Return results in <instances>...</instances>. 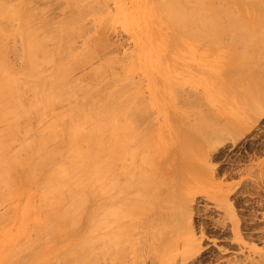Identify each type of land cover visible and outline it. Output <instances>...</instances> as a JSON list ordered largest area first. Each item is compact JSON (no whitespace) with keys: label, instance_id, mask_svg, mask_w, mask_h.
<instances>
[{"label":"bare ground","instance_id":"obj_1","mask_svg":"<svg viewBox=\"0 0 264 264\" xmlns=\"http://www.w3.org/2000/svg\"><path fill=\"white\" fill-rule=\"evenodd\" d=\"M33 1L35 2L37 0H0V123L3 122L6 125L4 128L0 129V201L12 202V211L13 213L15 211L18 216L17 228L15 231L5 229L4 227V229L0 232V264H111L110 262L113 259H111V261L108 260L109 257H111L110 254H116L117 262L123 264V262L121 263V260L124 261V259L127 258L124 257V255L126 256L125 250H129V248L133 249L134 247L133 244H131L133 247L129 246L130 241L126 239V237L129 236L127 238L131 239V243L134 242L132 240H135V238L133 239V237H130V229H132L133 226L135 227L137 223L136 221L135 223H132L131 221H134L135 219L137 220V218L134 217L137 214L142 215V213H144L146 215L147 210H153V206H156L154 202H157V197H159V193L153 191V187L151 188V191H153L151 192L152 194H149L150 188L147 190L148 186H150V175L146 176L145 174V171H147L148 174L150 172L149 169L146 170L147 163H149L148 167L151 165V169H155V171H153L154 169L152 170L156 175H153L154 178L160 177L158 180L157 178H153V186L156 187L158 184L155 183V180L160 182L161 178H163L160 175L161 165L163 167V164L157 161L154 153L153 158L152 156L146 155L151 153L149 151L152 149V144H149L151 139L148 140L151 137L150 134L149 138L148 136L145 138L144 135H146V133L148 135L150 130L146 129L149 131H146V133L141 135L145 128L141 131L139 122L140 117L143 116L145 111L143 108L145 109L147 106L145 107V101L140 99L139 94H141V92L137 95L138 90L135 92V90L131 88L134 81L131 79L132 76L130 72L138 69L140 64H148L146 67L147 70H150V67L151 69L154 68L155 65L156 68L159 69L158 71L168 68V64L171 61L170 59L174 57H170V59L169 57L167 58L166 52H176V55H178L181 49H183L185 39L205 40V45L204 43L203 45L206 46V48H211L210 51H212V49L223 48L228 52L227 55L229 56L226 57L227 59H230V57L234 58L236 55L235 53L237 52L235 42H237V40L247 38L243 28L246 29L247 25L244 27V23L246 24L249 21L248 16L251 12L247 9H243L242 13L239 12L240 9L236 11L234 7L232 8V5L239 3L240 0H138L139 9L132 14V17H137L141 22L143 21L150 27L159 26L157 24L161 23L162 25L166 24L172 29V35L169 37H162L158 32V34L156 33L157 36L154 34L150 39V46L144 47V45L141 44L142 49L144 47L145 50H143L145 52H150V55L147 54L148 56L146 55V59L143 58L142 62L139 60V65L135 62H132L131 64L129 63V74L123 77L119 75H117V77L115 76L117 78V82L120 79L126 78V84H124V82L121 85L119 84L120 86L118 85L114 88H110L112 86L111 84H109L110 87L108 85L104 86L105 84H101V81H103L105 79L104 77H106L105 73L107 72V67L111 63L109 62V59L105 62L106 58L101 65L98 67L95 66L96 68L93 70L92 75L89 71L91 76L94 75L96 77V79L93 77L95 80L91 77L90 80L93 79L94 81L92 80L89 82L90 84L82 81L85 76L80 77V79L82 78L81 80L73 79L71 76L75 67L85 61L88 62L87 60L89 59L91 60V57H93L96 50L95 48H92L94 46H91V43L89 44L88 40L86 43L87 45L82 51L75 52L78 48L73 51L71 49V40L73 36L81 34L80 31H83L80 28L82 24V16H86V12L88 11L92 13L94 5L90 4L91 6H87L89 5V3L87 5L85 4L87 0H68V4H70V2L74 3H71L70 5H75L78 8V12L77 14L68 16L67 19L63 21L61 20L62 22L56 29L49 23L51 20H48L49 22L46 23L44 22L41 26L37 24V17L40 15L39 12L43 13L44 9H37L38 5L36 7V5L32 3ZM252 1L253 0H251V2ZM98 2L100 3L101 1L96 0L97 4L94 7L95 11L97 9L96 7L98 6L99 9V5H101V3L99 4ZM103 2L106 4L107 0H103ZM244 2L245 1H243V3ZM260 3L261 2H259V4ZM259 4L257 3V6H259ZM101 6V9H104L105 5L103 4ZM105 9L107 8L105 7ZM99 12L101 11L99 10ZM99 12L97 11L93 14H99ZM119 12V18L123 16L124 23L128 24V21L132 17L128 15L121 6ZM107 15L109 17V14ZM127 15L128 17H126ZM259 17H257V19H259ZM263 18L264 13L261 19ZM104 20L106 19H103L102 21ZM120 21L122 22L123 20ZM108 23H110L109 20ZM260 23L263 24V22ZM11 38L17 39L22 46V52L20 53L22 60V63L20 64H22V66L21 68L19 66L20 70H18V67L17 69L15 68L16 71L13 69L15 64L13 65V61L10 62L8 58L10 55L7 56L10 54L8 52V40H11ZM229 40L231 41L230 43L232 44L233 49ZM99 46L100 45H98V47ZM188 46H190V44ZM256 47L258 48V46ZM246 48H250V45H247ZM253 48L255 49L254 51H257L254 45L251 46V49ZM211 54L214 55L215 53ZM183 56L184 55H182V58H184ZM217 57L219 58L218 55ZM226 58L224 57V59ZM114 61L116 62L115 59ZM51 63L55 64L53 70H50L51 65L49 66V64ZM229 67L226 68L227 72L228 70L230 72V69H228ZM231 69H233V67H231ZM234 69L238 70V67ZM48 70H50V72H48ZM242 70L247 73L248 69L244 70L242 67ZM243 71L241 73L244 74L245 72ZM238 74L240 75V73ZM243 74L241 75L243 76ZM86 75L89 74L87 73ZM234 75H236V73ZM220 78L218 80H220ZM231 79L233 80V78ZM153 80L155 81V79ZM163 80L164 79H162V81ZM251 80L254 82L253 79ZM251 80L249 81L251 82ZM106 81H108V79ZM224 81L226 83L229 82L227 80ZM164 83L167 88L170 86L169 82L165 80ZM229 83L232 85L231 82ZM174 84L172 85L173 88L170 90L181 87L175 86L177 87L175 88ZM224 85L225 84H223V88ZM227 85L229 86V84ZM152 86L155 88L153 84ZM160 91L157 92V97L162 94ZM171 92H173V90ZM158 93L161 94L158 95ZM136 95L139 97H136ZM229 96L230 95H228V97ZM141 98H144V96ZM151 100L153 103V99ZM62 102H66L68 104L61 106L62 108H66H64V111H60L62 108L59 110V106L56 107L58 103L61 104ZM191 105L192 104L190 103L188 106ZM188 106L186 107L188 108ZM57 108L59 115L56 114L58 116L53 118L55 121H48L46 127L42 131L33 132L34 134L30 139V135H32L29 132L31 131V127L28 126L33 125H29L25 122L36 118H39V121L41 119L43 121L46 116L45 113L47 114L51 112L52 109L57 110ZM187 108H185V110ZM53 115H55L54 111ZM199 115L201 116V114ZM200 116L198 118H200ZM39 121L37 119L36 122ZM143 121L144 120H142V122ZM203 123H201L202 127H205ZM143 125L144 123L141 124V126ZM33 128L36 127L34 126ZM208 128H210V126H208ZM189 129H194L193 125L192 128L190 125ZM189 129L186 130L189 131ZM197 129L199 130V127ZM216 129L219 133L212 131V128H210L211 131L208 130L209 132H207V129H204L205 132L202 129V131L200 130V132H198L196 131V128L195 131H193L194 134H197V132H203V136H201L202 138L207 132L214 138L213 140L217 141L221 135L215 136L220 134L219 127ZM191 131L192 130L189 132ZM211 132H213V135ZM27 133L30 134L28 135ZM26 134L28 135L29 140L26 139ZM206 134L205 137H208L209 135L207 136ZM154 135L155 134L152 136L156 139V135ZM200 135L201 134H198V136ZM143 136L145 138L144 141L142 139ZM187 138L188 137H186V139ZM200 138L194 139L195 143L193 144H191V141L193 142L192 139H190L191 141L187 140V142H184H186L190 147H195V145H197L195 148H197L198 151V149L200 150L198 145L201 144V146H204L207 144L203 141H199L202 140V138ZM208 138L211 139V141H209L206 146L209 144H212L213 146L216 142H214L212 138ZM186 139L184 138V140ZM18 141L20 143H17V145L21 144V146L19 145L20 148L18 147L19 149L15 151V148L12 149V145ZM145 141L148 142L147 144L149 146L145 144L144 147L146 149L149 148V153L143 152L145 151V148L143 149L142 144L146 143ZM134 142H137L138 144L135 145L137 149H134L135 146H132L134 145ZM188 142L193 146H191ZM155 143H157V141ZM179 144L180 147H184L181 146V144L188 146L187 144H183V142ZM189 146L187 147L188 149ZM216 146L217 145H214V147ZM179 149L180 148H178V150ZM182 149L188 150L185 147ZM156 150L158 151L157 148ZM201 151L202 149L198 152ZM177 152L182 153L180 150ZM200 155H202V153H200ZM144 163H146V166ZM181 163L182 161L178 164L181 166ZM118 164H123V167ZM140 164L141 166L143 165L142 169L140 168ZM117 166L120 176H123V173L126 171L123 176L124 180L120 179L122 176L119 178V175L117 174L118 172L115 170L117 169ZM174 166L173 167L175 169H173V172L171 171V178L169 176V178L166 177V174L164 175V177H166L165 181L168 182V180H170L169 182H173L175 177L176 180L178 177L180 178V173L182 171L180 173L175 172L176 170L178 171V169H176L178 166ZM182 167L179 169H182ZM119 168L123 169L122 173ZM137 170L139 171L136 172ZM175 173H177L176 176ZM136 177L142 181L141 185L143 186L146 184V180L149 181L147 185H145L147 186L146 189L140 186V180L138 181ZM162 180H164V178ZM146 191H149L148 195L150 197L147 196ZM122 194L124 195L123 198ZM179 196L175 197L178 199ZM23 197L26 198V202L23 205L17 204L16 199ZM180 201L181 200H179V202ZM146 204L148 206H146ZM157 204L159 203L157 202ZM181 205L182 204H180V206ZM183 206H185L184 202ZM183 206H181V212H184L185 210L182 209ZM227 207L229 208L228 211L230 212L232 217L231 219L233 221V232L235 231V234L237 235L235 242L241 243L243 241V237L240 235L242 232L239 233V219L237 218V214L232 205L229 204ZM6 213L9 215L8 211ZM6 213L4 214L6 215ZM130 215H133L135 219H130ZM183 215L184 214H182V216ZM144 216L143 218H145ZM189 216H191L190 213H188V217L186 218L187 222H190ZM165 218L167 219V217ZM4 219L7 220L8 218ZM4 219L2 220L4 221ZM9 220L12 221V219ZM3 221L1 224H3ZM181 221H179V223L184 224V222L181 223ZM145 222L147 223V220ZM139 225L135 227L136 230ZM186 228L187 227H185V229ZM192 228L193 227H190L189 229ZM140 229H142V231L144 230L143 227ZM132 231L134 233L133 229ZM201 231H203V228ZM133 233H131V235L135 234ZM170 233L169 235H171ZM138 238L141 237L138 235ZM188 238L190 239V237ZM194 239L195 238H193V240ZM125 240L129 243L126 241L125 244ZM163 241L164 240H162V242ZM199 242L202 244L201 241ZM196 243L198 244V242ZM196 243L193 244L196 245ZM193 244H190L191 246L189 248L190 250L187 251V257L185 256L186 254H184L185 257H182L184 258V262L186 259L188 260V257L191 255H195L194 250H191L194 248V246L192 247ZM125 245H127V248ZM157 247V249H159L161 246ZM153 248H151V250ZM184 249H186V247ZM146 250L148 251V249ZM150 251L148 252L150 253ZM129 254H131V252ZM156 254H159V252ZM138 255L135 257L138 258ZM118 258H120V261H118ZM106 260H108L109 263ZM240 261L242 262L243 260ZM117 262L115 261L114 264H118ZM246 263L244 262V264ZM250 263L264 264L263 261L258 262L257 260H250L249 264ZM238 264L242 263L239 262Z\"/></svg>","mask_w":264,"mask_h":264},{"label":"rangeland","instance_id":"obj_2","mask_svg":"<svg viewBox=\"0 0 264 264\" xmlns=\"http://www.w3.org/2000/svg\"><path fill=\"white\" fill-rule=\"evenodd\" d=\"M92 1L95 2L93 3ZM100 1H101L100 2L101 5L104 4L107 9H105L104 6H103L104 9H101L102 6L99 5L100 3L98 2L99 9L97 6L96 8L98 10L96 9L95 11L94 7L97 4L96 0H87L85 2L86 5L89 3V5L87 6H91L93 4L94 7L92 6L93 8L92 7L91 8L94 10L93 11L91 10L92 13L89 11L86 12L87 13L86 16H82V20H81L82 24L80 28L83 31L82 32L80 31L81 34L73 36L72 38L73 41L71 40V42L73 43V45L71 43L72 51L77 48L78 49L75 52L82 51L84 47L87 45L86 43L88 40V43L89 44L91 43L90 45L94 46L92 48L96 49L95 53L93 57H91L92 58L91 60L90 59L87 60L88 62L85 61L84 63H82L83 62L82 61L81 62L82 64L79 63L80 65L75 67V70L72 71L73 73L71 76L73 77V79H79V80L82 79V78L80 79V77L85 76L82 81H84V83L90 84L89 82H91L94 78L96 79L94 75L91 76L93 70L96 68L95 66L98 67L99 65H101L106 58L105 62L108 61L109 59V62L111 63L107 67L106 70L107 72L105 73L106 77H104L105 79L101 81L102 82L101 84H105L104 86L106 85L109 86V84H111L112 86L109 87L114 88L119 84L121 85L125 81H127L126 78H123L118 80L117 82L116 81L117 75L123 77L129 74V66L132 62H135L137 65H139L138 64L139 60H141L142 62L143 58L146 59L147 54L150 55V52H148L147 50H146L147 52L144 51L145 50L144 47L150 46L149 45L151 43L150 39L153 37V35L155 34V36H157L156 33L158 34L159 32L162 37H169L170 35H172V29L166 24L162 25V23L157 24L159 26L150 27L146 25L143 21L141 22L137 17H132L133 16L132 14L135 11H138L139 9L138 0H111V1L107 0L106 4L103 2V0ZM240 1L239 3L234 2L235 4L232 5V8L234 7L236 11L240 9L239 12L242 13H243V9L245 10L247 9L249 12H251V14L248 16L249 21L246 24L244 23V27L247 25L248 28L247 27L246 29L243 28V30H245L244 32H245V36L247 35V38H244L243 40H237V42H235L237 52L235 53L233 50V52L236 54L234 58L230 57V59H227L226 57L229 56L227 55L228 52L226 49L223 48L212 49V51H210L211 48L208 47L209 48L208 49L206 48V46H204L205 40L202 41L199 39L201 41L200 42L199 40H195V39L193 40L185 39V44L183 46L184 50L181 49L178 55H176V52H168V51L166 52L167 58L169 57L170 59V57H174L170 59L171 61L168 64V68L162 71H158L159 69H157L155 65L154 68L151 69L150 67V70H147L146 67L148 64L145 65L140 64L139 68L137 67L138 69H135L134 71L130 72L132 76L131 79L134 81V83L132 82L133 85L130 84L131 88H133L135 92L138 90L137 95L141 92V94H139L140 99L144 100L146 103L145 107L147 106L145 109L143 108V110L145 111L142 116L143 119L142 117H140L139 127H141L140 128L141 131L145 128L143 130L144 132L142 131L141 135L146 133V131L148 132L150 130V133H148V135L146 133V135L144 136L145 138L147 136L148 138L150 136L152 137V138L150 137L148 140L151 139L150 140L151 142H149V144H152L151 147L154 150L150 149L151 151L149 152H151L152 154L150 153L146 155L152 156V158L155 155L157 161L163 164L164 168L161 165L162 172L160 170V175L164 178V180H162L163 178H161L160 182L155 180V183L158 184L156 187L153 186L154 179L157 178V177L154 178L153 176L155 175V173L153 172L155 171V169L154 168H153L154 170L151 169L152 168L151 165L148 167L149 163H147V169L146 167L145 169L146 170L149 169L150 171L148 174L147 171L144 170L146 172L145 173L146 176L150 175V179H149L150 186H148L147 190H149L150 188L149 194H152L151 192L153 191L159 193V197H157L158 198L157 202L159 204L153 201L156 204V206H153L154 207L153 210L151 211L147 210L146 215L144 213H142V215L137 214L136 216H134L135 218H137V220L133 217V215H130L129 217L130 219L132 220L135 219L134 221L131 222L135 223L136 221L137 223L136 226L139 225L140 222L141 223L137 228V230L139 229L138 232L135 228L136 226L135 227L133 226L135 229L132 227L134 233L136 230L135 234L133 233L132 229H130L131 230L130 237H133V239L135 238V240H132L135 243L134 242L131 243V239L127 238L129 236L127 237L125 236L126 239L130 241L129 246H132L131 244H133L134 247L132 246L133 249L129 248V250L128 249L125 250L126 256L124 255V257L127 258H125L124 261L121 260V263L123 262V264L124 263L133 264L134 262H135L134 264H140V263L165 264L166 262H167L166 264H182V263L183 264H238L239 262L242 264H244V262L245 263L248 262L246 264H249L250 260L253 261L257 260L258 262L259 261L264 262V237H263L264 235V18L261 19L264 13V0H260V1L256 0V2L258 1L257 2L258 4L259 2H261L259 6H257L255 0H253L252 2L251 0L248 1L243 0L246 2V3L244 2L245 4L243 3V1L241 2ZM68 2H69L68 0H37L35 2L33 1L32 3H34L36 7L38 5L37 9L40 8L44 9L43 13L39 12L40 17L39 16L37 17V22H38L37 24L41 26L42 24H44V22L46 23L51 20L49 23L57 29L59 24L63 20L67 19L68 16L77 14L78 12V8L75 5L74 6L70 5L73 2H70V4H68ZM254 5L256 6V8ZM120 6L128 15L132 17L130 19L131 22L130 20L128 21L129 23L127 22L128 24L124 23L123 16L119 18ZM99 10L102 13L104 11V13L102 14L101 12H99ZM97 11L99 12V14L97 13H95L96 15L93 14L94 12ZM107 14H109V17ZM128 15L126 17H128ZM257 17H259V19H257ZM103 19L106 20L102 21ZM107 19L110 21V23H108ZM120 20H123L122 21L123 23ZM260 22H263V24ZM11 40H8V44H9L8 52L10 54L7 53L8 54L7 56L10 55L8 58L10 62L13 61L12 62L13 65L15 64L16 67L15 66L13 67V69L15 70V68L17 69V67L19 68V66L21 68L22 66V64H20L22 63L20 57V53L22 52V46L17 39L11 38ZM230 42L231 41L229 40V43ZM253 42L256 44H254ZM188 43L190 44V46H188L189 45ZM141 44L144 45L143 47L144 50L142 49ZM98 45L100 46L98 47ZM247 45H250V48L247 49L246 48ZM252 45H254L257 51H254L255 50L254 48L251 49ZM256 46H258V48ZM211 53H215V54L213 55ZM182 55H184L183 56L184 58H182ZM217 55L219 56V58L217 57ZM113 57L116 60V62L114 61ZM224 57L226 59H224ZM19 59L21 60V62ZM50 65H51L50 70H53L55 64L51 63L49 64V66ZM226 66L227 67L230 66L228 68L230 69V72L229 70L227 72ZM231 67H233V69H231ZM237 67L238 70H235L234 68ZM242 67L244 68V70L248 69L247 73L250 75H248L246 71H243ZM20 68L18 70H20ZM50 70H48V72H50ZM89 71L91 72V75ZM242 71L245 72L244 73L245 76L243 73H241ZM87 73L89 75H86ZM232 73L234 74L236 73V75ZM238 73H240V75L243 74V76L242 75L240 76ZM91 77L94 78L90 80ZM229 77L233 78V80ZM152 78L155 79L156 83ZM219 78L220 80H218ZM107 79L108 81H106ZM162 79L169 82L171 87L168 86L167 88L165 85L166 82L164 83V80L162 81ZM251 79H253L254 82H252ZM224 80L231 82L232 85H230L229 82L226 83ZM249 80H251V82ZM111 81H113L114 83ZM172 82H174L175 84ZM250 83L253 84L251 85ZM124 84H126V82ZM152 84L155 86V88H153ZM173 84L174 87L175 86L177 87L181 86V87H179L178 89H172L173 92H171L172 90L170 89L173 88L172 87ZM223 84H225L227 87L224 85L223 88ZM227 84H229V86ZM158 91H160L164 95H162L161 93L160 95L158 93V95H160L161 97L160 96L157 97ZM230 93H232L234 96ZM142 94L144 98H141L143 97ZM137 95L136 97H139ZM228 95L230 96L228 97ZM151 99H153V103ZM163 101L165 104L163 103ZM190 103L192 104L191 105L192 107L188 106ZM65 104L67 103L66 102H62L61 104L58 103L56 107L59 106L60 107L59 110H60L62 108L61 106H65ZM186 106H188V108ZM64 108H62L60 111H64L66 109ZM185 108H187L186 110L188 111H186ZM53 111L55 115H53ZM56 114L59 115L58 108L57 110L52 109V111L47 114L45 113L46 116L45 115L44 116L46 118L44 117L45 120L43 119V121L42 119L39 121V118L26 121L25 123L29 125H33V126L27 125L28 127H31V131H29L32 134L30 135V139L32 138L33 134L36 131L37 132L42 131L46 127V124H48V121L51 120L50 122L52 121L54 122L55 120H53V118L58 116ZM199 114H201L202 117ZM199 116L200 118H198ZM37 119L39 122H36ZM142 120L144 121L142 122ZM194 121L198 123H195ZM143 123L144 125L141 126V124ZM201 123H203L205 127H202ZM190 125L191 128L193 125L194 129H189ZM4 126H6L5 123L3 122L0 123V129L4 128ZM34 126L36 128H33ZM208 126L212 128V131H216V133H219V131L217 132L216 129L219 127L220 134L219 135L214 134L215 136L221 135L219 139L216 138L218 139L217 141L213 140L214 138L207 133L211 131L210 128H208ZM198 127L199 130L197 129ZM195 128L196 131L198 132H200L201 129L202 130L207 129L206 132L207 134L206 133L205 134L207 136L209 135L208 137L212 138V140L216 142L214 145L217 146L214 147V145L212 146V144L206 146L209 143V141H211V139L205 137V134L204 137L202 138L201 136H203L202 134L203 132L202 133L197 132V134L196 133L194 134ZM186 129L187 130L189 129V131L190 130L192 131L194 130V131L189 132ZM211 133L213 135V132ZM27 134L25 135V137L26 139L29 140L28 138L29 134L28 135ZM151 134L152 135L155 134L156 139ZM198 134L201 135L198 136ZM144 136L142 137L143 141L145 139ZM186 137H188L189 139L188 138L186 139ZM200 137L202 138V140L199 141H203L204 143L207 144H205L204 146H201V144L198 145V148H200V150L202 149L201 152H198L200 150L198 149L197 151V148H195L197 147V145L194 144L195 145L194 147L191 144L195 143L194 139H198ZM184 138L186 140H184ZM190 139H192L193 142ZM187 140L191 141V144L189 142L188 143L193 147H190L186 143ZM156 141L157 143H155ZM181 141L183 142V144H187L189 146L188 149L187 148L188 146L181 144V146H184L188 150L184 149L185 150L184 151L182 149L184 147H180L179 143H182ZM17 143L20 142L19 141L15 142L12 145V149L15 148V151L20 148L19 145L21 146V144L17 145ZM147 143L148 142L142 144L143 149L145 148L144 147L145 144L148 145ZM136 144L137 142H134V145L132 146L134 147ZM135 147L134 149H137V147L136 148ZM201 147H203L204 150ZM208 147L211 148L209 149ZM156 148L158 149V151L156 150ZM178 148H180L179 150L182 151V153L177 152L179 151ZM144 150L145 151L143 152L147 153L149 148L148 149L145 148ZM200 153H202L203 156L200 155ZM180 160L182 161L181 166L178 164L179 162H181ZM145 164L146 163H144V165ZM174 165H176V167L179 165L178 168H176L178 169V171L177 170L174 171L177 173L178 172L180 173L182 171L180 173L181 176L180 178L178 177L177 180L175 177V179H173V182H169L170 180H168L167 182L165 181V178L168 176L171 178V171L173 172V169H175ZM124 167H128V166H124ZM180 167H182V169H179ZM140 168L142 169L143 165ZM115 170H117L118 172V166L117 169ZM120 170L122 173L123 169ZM138 171L139 170H137L136 172ZM177 173H175V176L177 175ZM117 174L119 175V172ZM164 175L166 177H164ZM121 176L119 175V178ZM123 176L120 178L121 180H124ZM139 178H137L138 181L140 180ZM159 178L160 177H158L157 180ZM146 181H145L146 184H144V186L141 185L142 181L141 180L139 181L140 186L144 187V189H146L147 186L145 185H147V183L149 182L148 180ZM151 188L153 189V191H151ZM148 192L146 194L148 197H150L148 195ZM175 196H179V198L181 197L182 199L181 198L177 199ZM123 197L124 195L122 194V198ZM16 200H17L16 203L20 205H23L26 202L25 197ZM179 200L181 201L179 202ZM182 201L184 202L185 206H183ZM0 203H1L0 216L2 217V218L0 217L1 218L0 220L4 218H8L7 220L5 219L4 221L2 220L3 224H1L2 221H0V225H1L0 232L4 229V227L5 229L15 231L17 228L18 216L15 211L14 213L12 211L13 203L9 201L7 202L0 201ZM180 204H182L181 206H183L182 209L183 210L185 209L184 210L185 213L181 212ZM229 204L232 205V207L234 208L237 214V218L239 219V225L241 228V229L239 228L240 230L239 233L242 232L240 235L243 237V241L241 243L235 242L237 235L235 234V231L233 232L232 229L233 221L231 219L232 217L230 215V212L228 211L229 208L227 207ZM146 206L148 205L146 204ZM7 211L9 215H7L6 213ZM187 212L191 214V216H189L190 222H187L186 219L188 217ZM4 213H6V215ZM159 214L162 216H160ZM182 214L184 215L182 216ZM7 216H11V217H7ZM143 216L145 218H143ZM165 217H167V219ZM9 219H12V221ZM146 220L147 223L145 222ZM179 221H181V223L184 222V224H180ZM142 227L144 230L148 229L149 231L148 230H146L147 232L144 230L142 231V229H140ZM185 227L187 228L185 229ZM188 227L189 228L193 227V228L189 229ZM202 228L203 231H201ZM170 229H171L170 231L171 233L169 232ZM168 232L171 235H169ZM131 233H133L134 235H131ZM138 235L141 238H138ZM188 237H190V239ZM193 238L195 239L193 240ZM161 239L164 241L162 242ZM127 240H125V244ZM198 240L201 241L202 244H200ZM196 242H198V244L200 245L197 246L198 244ZM169 243H171L172 246ZM193 243H196V245H194ZM190 244H193L192 247L194 246L195 248V249L194 248L191 249L192 251L194 250L195 255H191L190 257H188V260L186 259L187 261L185 260L184 262L183 261L184 258L182 257L185 256L187 257V251L190 250L189 248L191 246ZM240 245L243 246L241 247ZM125 246L127 248V245ZM157 246L159 247L161 246L159 248L160 250L157 249L158 248ZM150 247L151 248L154 247L153 249L155 250L153 249L151 250ZM185 247L186 249H184ZM146 249H148V251L151 250L153 252L150 251L149 253ZM221 249H225L226 251ZM130 252L131 254H129ZM158 252L159 254H156ZM146 253L149 254L147 255ZM136 254L137 255L139 254L141 256L138 255V258H136L137 257ZM184 254L186 255L184 256ZM110 255L111 257H109L108 260L111 261V259H113L110 263L114 264L115 261L117 262V255L116 254L114 255L110 254ZM240 260L243 261L241 262ZM118 261H120V258H118Z\"/></svg>","mask_w":264,"mask_h":264}]
</instances>
